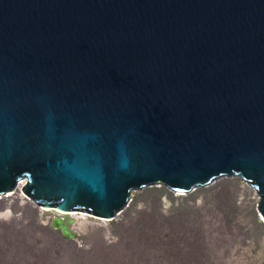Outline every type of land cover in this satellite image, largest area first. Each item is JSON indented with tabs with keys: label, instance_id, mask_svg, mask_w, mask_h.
<instances>
[{
	"label": "water",
	"instance_id": "obj_1",
	"mask_svg": "<svg viewBox=\"0 0 264 264\" xmlns=\"http://www.w3.org/2000/svg\"><path fill=\"white\" fill-rule=\"evenodd\" d=\"M222 176L264 216V0H0V194L112 218Z\"/></svg>",
	"mask_w": 264,
	"mask_h": 264
},
{
	"label": "rangeland",
	"instance_id": "obj_2",
	"mask_svg": "<svg viewBox=\"0 0 264 264\" xmlns=\"http://www.w3.org/2000/svg\"><path fill=\"white\" fill-rule=\"evenodd\" d=\"M0 194V264H264L255 187L222 176L188 192L132 189L114 217Z\"/></svg>",
	"mask_w": 264,
	"mask_h": 264
}]
</instances>
